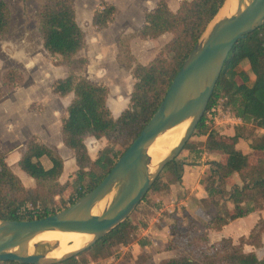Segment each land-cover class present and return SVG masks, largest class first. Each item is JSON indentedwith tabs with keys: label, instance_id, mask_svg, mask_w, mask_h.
Listing matches in <instances>:
<instances>
[{
	"label": "trees",
	"instance_id": "trees-1",
	"mask_svg": "<svg viewBox=\"0 0 264 264\" xmlns=\"http://www.w3.org/2000/svg\"><path fill=\"white\" fill-rule=\"evenodd\" d=\"M223 2L181 0L179 6L172 9L168 0H160L144 13L142 26L119 35L116 58L132 74L134 82L128 105L115 116L108 102L109 86L92 81L84 73L88 58L80 51L86 37L77 21L75 1L43 0L35 11L43 46L55 65L66 66L69 70L67 75L53 81L52 91L62 97L73 92L62 118V136L64 144L74 152L77 167L66 181H62L57 170L58 166L64 165L62 154L40 136L33 135L18 161L36 181L33 186H28L12 169L5 151L0 148V218H42L67 208L97 186L151 119L184 60ZM116 14L114 4L101 2L93 11L92 24L106 28ZM12 15L9 0H0V41L10 35ZM182 20L188 24L187 36L180 26ZM165 33H170L171 38L153 59L146 64L139 61L133 52L132 41L157 38ZM257 52L264 54V24L240 38L230 51L207 109L184 146L189 150L188 159L176 158L163 170L170 167L181 180L185 164L200 161L205 147L227 149L231 143L237 144L241 140L248 142L253 151L264 155V132L258 130L259 126H264V56L251 63L249 69L244 65L249 56ZM2 81L5 89L12 90L25 81V74L19 68H8ZM223 112L241 118L244 124H215L216 117ZM208 117L209 121L205 122ZM225 130L230 133L229 138L225 136ZM89 137L106 139V145L95 157L87 144ZM210 162L201 179L207 197L200 203V208L208 214L204 221L208 227L222 228L264 208V165L252 163L243 148L229 154L222 168L218 167L217 161ZM162 171L152 188L170 193L169 184L161 177ZM169 200V196H163L160 202H151L145 195L136 208L141 206L144 214L155 215ZM28 202H40L42 209L24 211L22 208ZM138 223L129 216L92 248L101 257L108 256L117 245L132 241ZM263 235L264 217L238 242L232 236L210 241L207 231H198L189 237L186 253L164 259L160 264H264V255L246 249L247 245L262 247ZM145 240L141 244L149 242ZM89 263L88 250H85L55 264Z\"/></svg>",
	"mask_w": 264,
	"mask_h": 264
},
{
	"label": "rangeland",
	"instance_id": "rangeland-1",
	"mask_svg": "<svg viewBox=\"0 0 264 264\" xmlns=\"http://www.w3.org/2000/svg\"><path fill=\"white\" fill-rule=\"evenodd\" d=\"M43 0H9L13 11L10 35L0 41V148L5 151L6 159L12 169L22 178L23 182L28 186L35 184V179L24 171L19 165V158L22 155L27 141L30 137L39 135L50 145H56L64 158V165L57 167L62 181H66L73 171L76 169L75 155L72 149L63 143V147L58 146L62 139V118L66 115L67 105L70 103L73 92L66 96H59L52 91V82L56 77L65 76L69 73L66 66H58L53 63L51 56L47 53L43 46V41L39 31V24L35 17V11ZM78 6L77 20L85 29L87 40L80 54H87L91 58L89 69L85 70L91 78L97 81L98 78H106L110 85L116 90L115 85L123 84L122 90L129 94L127 100L120 106H127L133 89L134 78L132 74L118 62L116 59L118 53V42H114L117 36L137 29L145 21L138 23L142 18L143 11L151 5L148 0H113L119 6L114 21L106 28H97L92 24V13L103 0H74ZM101 1V2H100ZM181 0H168L172 9L179 6ZM128 7L133 10L132 15L127 14ZM154 7V6H153ZM187 22H180L183 34H189L187 30ZM96 33V38H93ZM114 38V40H112ZM171 38L170 33L163 34L159 39L149 42L148 39L135 38L132 41V49L137 55L139 61L148 63L157 54L160 47L167 43ZM160 43V44H159ZM262 52H257L249 56L244 65L249 69L250 63L263 58ZM20 68L25 71V81L14 87L12 90L5 89L2 81V75L8 68ZM106 68V75L98 73V69ZM84 71V72H85ZM102 75V76H100ZM90 78V79H91ZM92 80V79H91ZM23 86L26 89H16ZM19 90V91H17ZM35 104V105H34ZM113 107V114L119 115L121 107L116 104ZM38 107V108H37ZM121 108V109H120ZM123 108V109H124ZM120 109V110H119ZM122 109V110H123ZM38 112V113H36ZM226 115V116H224ZM230 115L223 112L219 118H226ZM222 124L234 125L231 122H221ZM258 130L264 132V126H259ZM229 132V131H228ZM35 133V134H33ZM225 136L230 137V133L225 130ZM88 147L93 157L97 151L106 145V139L89 138ZM237 148H243L247 152L252 163L259 162L264 165V155L260 151H253L245 140L239 141L238 144L231 143L227 149L210 148L211 153H221L220 161L225 163L227 155L233 153ZM188 149H183L178 159L186 156ZM225 156V157H223ZM223 158V159H222ZM199 162V161H198ZM196 164V163H194ZM200 164V163H198ZM186 165V164H185ZM170 167L162 171L163 180L170 186V193H162L159 188H150L146 194V198L151 202H160L163 196H169L174 201L181 200L180 204H176L174 208L170 207L169 216L160 220L156 226L155 240L153 243L148 238L145 244L136 242L133 244L124 257L118 261H113L112 257L120 246L117 245L111 254L101 257L92 247L88 249L90 257L89 264H159L167 258L178 257L187 250L189 237L198 231H207L210 241L218 240L223 236H232L235 242L239 241L242 235H248L256 222L264 217V208L256 210L253 213L232 221L222 228L208 227L204 221L208 218V214L200 208L199 195L195 191L187 201H182L183 197L188 194L189 184L186 182L178 183V187L171 180L173 172ZM205 177V174H204ZM198 175L195 176L194 182ZM203 178V177H202ZM173 179V178H172ZM153 186V185H152ZM203 189V185L199 184L197 191ZM206 192V191H205ZM205 198V199H204ZM194 200L195 202H193ZM191 205V206H190ZM163 207V206H162ZM171 212V213H170ZM164 215V214H163ZM132 219L138 223V227L154 215L144 214V208L140 206L136 208L132 214ZM138 227L135 235L138 234ZM153 229L155 226H152ZM264 241V235H263ZM247 250H255L259 256L264 255V245L256 247L252 245L246 246ZM149 255V257H147ZM94 259V260H93ZM9 262V261H7ZM11 264V262H9Z\"/></svg>",
	"mask_w": 264,
	"mask_h": 264
},
{
	"label": "water",
	"instance_id": "water-1",
	"mask_svg": "<svg viewBox=\"0 0 264 264\" xmlns=\"http://www.w3.org/2000/svg\"><path fill=\"white\" fill-rule=\"evenodd\" d=\"M263 24L264 0H224L151 119L97 186L67 208L42 218H0V261L60 263L90 249L124 222L163 168L183 151L234 44ZM40 243L47 252L31 250Z\"/></svg>",
	"mask_w": 264,
	"mask_h": 264
},
{
	"label": "crops",
	"instance_id": "crops-1",
	"mask_svg": "<svg viewBox=\"0 0 264 264\" xmlns=\"http://www.w3.org/2000/svg\"><path fill=\"white\" fill-rule=\"evenodd\" d=\"M104 2H107V3H112V4H114L116 7H117V12L119 11V6H117V4H116V2L115 1H113V0H103ZM149 2H150V7L148 8V9H146L145 11H143L144 13L146 12V11H148V10H151V9H153L157 4H158V2L160 1V0H148ZM101 2V1H100ZM76 5V4H75ZM154 6V7H153ZM95 10V7H94V9H93V11ZM120 12V11H119ZM132 12H133V10H131V7H128V9H127V14L129 13L130 15H132ZM76 15L78 16V6H76ZM143 16H142V18L141 19H139L138 20V23H141L142 21H143V17H144V14H142ZM92 16H93V13H92ZM77 21H79V20H77ZM145 22V21H144ZM80 24V23H79ZM144 24V23H143ZM142 24V25H143ZM141 25V26H142ZM140 27V26H139ZM83 28V27H82ZM138 28V27H137ZM84 29V28H83ZM84 32H85V29H84ZM126 33V32H125ZM85 37H86V40H87V34L85 33ZM118 37L119 36H117V38L115 39V43L117 42V39H118ZM161 37V36H160ZM160 37H157V38H151V39H148L149 40V42L147 43V44H150V43H152L153 44V42L152 41H155V40H157V39H159ZM93 38L95 39L96 38V33H94V35H93ZM112 40H114V38L112 39ZM86 43V42H85ZM160 44V43H159ZM134 52V51H133ZM118 54V53H117ZM83 55H85L87 58H88V63H87V67H86V69L85 70H88L89 68V64L91 63V58H90V56L89 55H87V54H83ZM137 56V55H136ZM114 57H116V56H114ZM117 59V58H116ZM253 62H255V61H253ZM253 62H251V63H253ZM250 63V64H251ZM20 69V68H19ZM20 70H22L23 72H24V74H25V71L23 70V69H20ZM102 73V75H106V73H107V69L106 68H100V69H98V73ZM85 73V75L90 79L91 77H90V75L87 73V71H85L84 72ZM102 75H100V76H102ZM56 78H58V77H56ZM55 78V79H56ZM97 79V81H94V82H103V83H105V84H107L108 86H109V88H110V96H109V100H108V102H109V105H110V107H111V110H112V112H113V107H117L116 106V104L117 105H121L124 101H126L127 100V96H128V94H129V88L127 89V92H124L123 90H122V85L123 84H120V83H118V84H116L115 85V88H116V90H114V88L110 85V82L109 81H107V80H105V79H108V77H106V78H98V77H96ZM54 79V80H55ZM92 79V81L93 80H95V79H93V78H91ZM53 80V81H54ZM52 84H53V82H52ZM16 89H26L25 87H23V86H20V87H17ZM17 91H19V90H17ZM132 92V91H131ZM127 95V96H126ZM121 107V106H120ZM126 107V106H125ZM122 109L124 108V106H122L121 107ZM120 108V109H121ZM119 109V110H120ZM122 109H121V111H122ZM36 113H38V112H36ZM33 134H35V133H33ZM35 135H37V133L35 134ZM39 136V135H38ZM89 138H92V137H89ZM88 138V139H89ZM62 139H63V136H62ZM87 139V140H88ZM63 140L61 141V142H59L58 143V146H61V147H63ZM87 144H88V141H87ZM238 144V143H237ZM52 146H56V145H52ZM188 154L186 155V156H183V157H181V158H179L178 160H187L188 159V156H189V150H188V152H187ZM220 157H221V153H219V154H216V153H211V151H210V149H208V148H206L205 147V149H204V151H203V157H202V159L199 161V162H197L196 164H186L185 166H184V170H183V174H182V178H181V180L179 179V178H177L174 174H173V176H172V178H171V180H173L172 182L176 185V187H178V183H180V182H183V183H187V184H189L188 186V188H189V191H188V194L186 195V196H184L182 199V201H187V199L188 198H190L191 196H192V194H193V192L195 191V193H196V195H199V197H200V201H203V197H207V193L205 192V190H203V189H200L199 190V192L197 191V188L199 187V184H200V181H201V179H202V177H204V174L206 173V170H207V168L211 165V160L213 161V160H215V161H217V163H218V167L220 168H222L223 167V165L225 164V163H221V159H220ZM223 157H225V156H223ZM227 157H228V155H227ZM223 159V158H222ZM198 163H200V164H198ZM196 175H198V178L196 179V182H194V179H195V176ZM204 198V199H205ZM173 200V199H172ZM206 200V199H205ZM204 200V201H205ZM171 201V199L167 202V203H169ZM193 202H195L194 200H192ZM176 202V204L178 205V204H180L181 203V200H179V201H175ZM196 203V202H195ZM176 205V206H177ZM191 206V205H190ZM174 208V207H173ZM159 212V211H158ZM157 212V213H158ZM165 212H169L168 210L167 211H165ZM156 213V214H157ZM171 213V212H170ZM155 214V215H156ZM164 215L162 216V219H164L165 218V213H163ZM168 216H169V213L167 214ZM166 215V216H167ZM257 223V222H256ZM155 229V228H154ZM153 229V231H155ZM154 234H156V231L155 232H153V233H151V236L148 238L149 240H152V241H154L156 238H155V235ZM145 239H147V238H142V239H136V241H135V243L136 242H141V241H143V240H145ZM122 257H124V255L123 256H121L120 258H119V260L122 258ZM94 260V259H93ZM118 261V260H117ZM160 264V263H159Z\"/></svg>",
	"mask_w": 264,
	"mask_h": 264
},
{
	"label": "built area",
	"instance_id": "built-area-1",
	"mask_svg": "<svg viewBox=\"0 0 264 264\" xmlns=\"http://www.w3.org/2000/svg\"><path fill=\"white\" fill-rule=\"evenodd\" d=\"M226 116V115H224ZM216 122L215 124H220L221 122H231L232 124H244V121L241 118H238L233 115H229L228 117L224 118H219L218 116L216 117ZM209 121V117L205 119V122ZM43 204L40 202H28L23 206L24 211H32V212H37L38 210L42 209ZM176 202L174 200H171L169 203L164 205L159 209V212L154 215L153 217L146 219L141 223V225L138 227V234H133V239L130 243L120 246L115 254L113 255L112 259L113 261L119 260V258L123 255H125L129 250H131L133 244L135 243L136 239H142V238H149L151 236V233L156 231V226L160 223V220L162 219L163 213L165 211H170V207H175ZM155 226V231H153V227ZM153 243L157 244L158 240H154ZM0 264H10L9 262H0Z\"/></svg>",
	"mask_w": 264,
	"mask_h": 264
},
{
	"label": "bare ground",
	"instance_id": "bare-ground-1",
	"mask_svg": "<svg viewBox=\"0 0 264 264\" xmlns=\"http://www.w3.org/2000/svg\"><path fill=\"white\" fill-rule=\"evenodd\" d=\"M207 34L208 35L212 34V30H208ZM155 158L156 157L151 158L150 161L152 162L155 161ZM31 250L35 251L37 254H42V253L47 252L48 249L45 244L40 243V244H33L31 246Z\"/></svg>",
	"mask_w": 264,
	"mask_h": 264
}]
</instances>
